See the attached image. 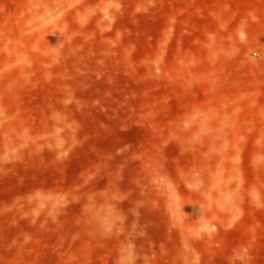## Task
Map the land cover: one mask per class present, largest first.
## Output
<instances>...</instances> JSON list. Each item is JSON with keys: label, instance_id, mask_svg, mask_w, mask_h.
I'll return each instance as SVG.
<instances>
[{"label": "rangeland", "instance_id": "obj_1", "mask_svg": "<svg viewBox=\"0 0 264 264\" xmlns=\"http://www.w3.org/2000/svg\"><path fill=\"white\" fill-rule=\"evenodd\" d=\"M0 264H264V0H0Z\"/></svg>", "mask_w": 264, "mask_h": 264}]
</instances>
